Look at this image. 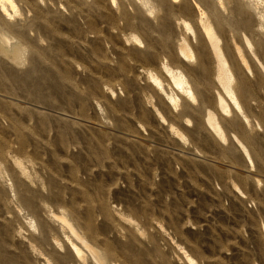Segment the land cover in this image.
<instances>
[{"label": "rangeland", "instance_id": "obj_1", "mask_svg": "<svg viewBox=\"0 0 264 264\" xmlns=\"http://www.w3.org/2000/svg\"><path fill=\"white\" fill-rule=\"evenodd\" d=\"M12 1L0 14V264H95L59 218L102 264H264V0L204 11L242 107L227 116L194 0Z\"/></svg>", "mask_w": 264, "mask_h": 264}, {"label": "bare ground", "instance_id": "obj_2", "mask_svg": "<svg viewBox=\"0 0 264 264\" xmlns=\"http://www.w3.org/2000/svg\"><path fill=\"white\" fill-rule=\"evenodd\" d=\"M171 1L175 2V0H171ZM194 2H195L194 7L197 9L198 14L200 16V22H199L200 29L202 30V33L204 34V36L208 40L211 53H212L213 58L216 62V68H217L216 82L218 83L219 87H221L222 91L225 93V95L229 99V103H230V106H229V105H227V103L223 99L219 98L218 106H219L220 114L222 116H227L231 112H235L237 114H239V113L242 114V107L230 89V81L232 79V76L230 75V72L227 69L228 66H227V62L225 60L226 58H224L222 49L219 47V41L216 39L210 25H206L204 23V17H205L204 11H207V7H209V4L214 2V4H216V6L217 5L221 6V5H223L222 0H194ZM9 8L11 10H15V5H14L12 0H0V14L2 17L8 18L10 16L8 13ZM235 14H236L235 11L231 12V15H235ZM186 29H188L189 31L192 32V30H190L189 26H186ZM133 39H134V42L136 41L135 43L141 44L138 39H135V37ZM243 40H244V43L246 44L247 48L251 52V45L249 43L248 38L246 36H243ZM186 47L180 48L179 57L182 58L183 60H184V58L185 59H192L190 51ZM239 61H240L241 66L244 68V70L246 72H249V67L241 55H239ZM164 74L168 77V80L170 81V84L172 85V87L180 95H182L183 97H186L189 100L191 99L193 101H196L194 94L192 93V90L190 89V86H189L187 80L179 71L177 72V71L168 69L167 67H164ZM150 81H151L152 85L156 89H158L159 93L164 97V99L166 100L168 105L175 106V107L177 106L176 104H178L179 99L177 98V96L173 95L174 93L169 94V93L165 92V89H163L164 85L162 86V83L158 79H154L151 77ZM159 119L161 120V122H165L164 118L161 115H159ZM244 122H245V119H244ZM207 126H208V129H210L213 132V134H215L216 137H218V139H220V141L222 143L227 142V138L224 135V132L221 130L219 123L216 120V117L211 113L207 114ZM170 130L176 136L180 137L181 140H184L182 138V135H180V133L177 132L173 127H170ZM232 138H233V141L236 143V145L238 147H240V149H241L242 153L244 154L247 162L250 165H252L250 155L248 154L245 147L241 144V142L237 139V137L232 136ZM56 218L58 219V217H56ZM59 220L61 221V224H62L61 227L63 229H66V231H68V233L70 234L69 237H72V238L74 237V238H76V240L79 241L81 247L83 248V250H85L87 252V254H89V256L92 258L93 262L95 264H102L101 259L99 258L96 250L92 249L79 236H77V234L74 232L75 230H73L70 227V225H68L69 223L66 222V220L63 221L62 218H59ZM70 249L79 262L84 260V255L82 253V250L79 249V247H77L75 244L71 243ZM187 262L189 264H193V261H191L190 258L189 259L187 258Z\"/></svg>", "mask_w": 264, "mask_h": 264}]
</instances>
